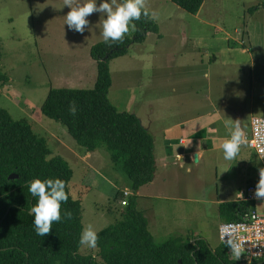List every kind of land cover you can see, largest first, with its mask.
<instances>
[{"label":"rangeland","instance_id":"obj_1","mask_svg":"<svg viewBox=\"0 0 264 264\" xmlns=\"http://www.w3.org/2000/svg\"><path fill=\"white\" fill-rule=\"evenodd\" d=\"M77 2L79 0H0V73L9 80L7 84L0 81V106L14 120L28 121L34 133L46 140L51 151L49 159L60 157L68 163L74 172L72 196L83 206L84 228L92 225L99 233L122 219L126 204L116 200L117 192L126 187L133 192L123 163H114L105 147L88 157L89 153L77 144L66 127L42 112L51 90L91 89L95 84L97 64L92 59L91 48L104 41L103 16L91 14L87 18L90 24L82 34L69 29L65 17L71 9L65 4L75 6ZM120 2L117 0V4ZM263 3L264 0H206L197 16L209 24H202L196 16L170 0H147L150 10L158 13L155 20L163 40L157 52L152 45L158 41V34H150L144 47L132 49L130 56L112 60L110 102L120 112L138 114L145 123L149 121L151 103L156 104L158 113H164L165 108H161L163 105L158 104V99L174 98L173 85H167L166 78L171 77L175 83L182 77L180 56L186 51L182 44L185 36L190 39L187 50L194 47V42L208 48L218 45L219 41L235 40V53L247 61L242 45H248L249 41L243 29H250L253 51L259 58L254 70L261 69L264 67V8L260 5ZM251 9L255 11L250 13ZM135 30L130 29L126 35L133 38ZM248 48L243 50L247 52ZM232 71L228 67L224 70L226 88L235 92L239 84L250 83L249 70L240 73L234 68ZM261 75L264 78V72ZM261 80L253 89L252 86L248 89L255 91V100L259 101V108L264 109V79ZM223 81L215 79L214 85ZM258 167L264 168L262 164ZM191 169L189 174L185 170L181 181L183 190L177 199L163 201L162 207L157 201L155 211L150 212V196L145 186L138 196L137 207L144 213L157 244L167 241L165 233L175 228L179 232L186 229L216 249L221 245L219 229L225 223L220 207L234 199L225 192L217 196L213 166L204 169L193 165ZM200 177L202 181L197 182ZM224 184L221 181L220 187ZM79 254L98 258V249L81 247Z\"/></svg>","mask_w":264,"mask_h":264},{"label":"trees","instance_id":"obj_2","mask_svg":"<svg viewBox=\"0 0 264 264\" xmlns=\"http://www.w3.org/2000/svg\"><path fill=\"white\" fill-rule=\"evenodd\" d=\"M170 1L193 15L199 14L206 2ZM260 6L264 8V3ZM133 23V38L125 35L121 41H102L91 48L97 64L93 88L51 90L42 107L43 114L66 127L87 153L105 147L114 163H123L134 193L126 197L122 191L117 192L116 200L126 202L122 219L98 233V258L80 255L83 206L72 196L73 170L60 157L49 159L46 140L34 133L28 121L14 120L0 106V264H248L246 259L237 261L228 246L221 244L213 249L194 234L157 244L144 213L137 207L140 189L156 177V140L138 116L120 112L110 102V64L126 56L132 46L144 44L150 34L159 35L160 28L156 20L143 16ZM2 80L5 84L9 81L0 73ZM72 102L77 105L74 116L69 111ZM12 175L17 177L12 179ZM56 178L66 182L69 198L62 204L61 222L53 223L49 234L38 236L30 214L38 198L30 194L28 184L35 179ZM253 207L238 200L222 204L220 214L225 223L238 222L241 214ZM65 210L71 212V219L63 218ZM251 264H264V259Z\"/></svg>","mask_w":264,"mask_h":264},{"label":"crops","instance_id":"obj_3","mask_svg":"<svg viewBox=\"0 0 264 264\" xmlns=\"http://www.w3.org/2000/svg\"><path fill=\"white\" fill-rule=\"evenodd\" d=\"M194 16L200 20V23L209 24L197 15ZM249 30L243 29L249 41V46L242 45L244 47L242 54L248 56L247 61L235 53V47H233V44L237 43L235 40L219 41L222 43L217 42L218 45L208 48L194 42V47L187 50L190 39L186 38L185 34L182 44L187 52L184 51V54L180 56L183 60L182 77L175 80V83L171 81V77L166 78L169 80L167 85L170 87L173 85L171 88L174 98L168 101L165 98L158 99V104L163 105L161 108H165L164 113H158L156 104L151 103L147 123L139 117L143 126L156 140L157 172L154 181L147 185L150 212L155 211L157 201H159V207H162L163 201L177 199L181 195L184 186L181 185V181L186 174L185 170L187 174L192 173L193 165L194 167L202 166L204 169L213 166L217 196L225 192L228 197L234 199L224 203L241 200L242 197L239 195H242L248 186H256L258 183L257 169L261 162L253 150L244 146L235 160L226 161L221 148L222 142L230 137L237 123L244 129L245 135H248L251 131L252 119L260 116L264 118V109L259 108L260 103L255 100V91L248 89L250 86L253 89L258 81L264 79L261 75L264 67L254 70L255 66H258L259 58L253 51L252 35ZM157 36L158 41H155L152 47H156L154 50L158 52L163 38L160 35ZM145 44L132 46L129 53L132 49L139 50ZM245 47H249V51L245 52L243 50ZM129 53L128 56H130ZM226 67L231 72L234 68H238L240 73L249 70L250 83L239 84L235 92H232L231 88L225 87L227 83L223 81L227 79V74L224 72ZM215 79L223 82L214 85ZM175 103L178 104L177 107L173 106ZM133 114L139 116L136 113ZM94 155L95 152L89 153L88 157ZM202 179L200 177L197 182H201ZM221 181L225 183L223 188L220 187ZM143 188L140 189L138 196H141ZM120 191L130 192L127 187ZM130 193L133 194L134 191ZM150 232L153 235L151 226ZM190 234L186 229L179 232L175 228H170L165 233V239L187 237Z\"/></svg>","mask_w":264,"mask_h":264},{"label":"clouds","instance_id":"obj_4","mask_svg":"<svg viewBox=\"0 0 264 264\" xmlns=\"http://www.w3.org/2000/svg\"><path fill=\"white\" fill-rule=\"evenodd\" d=\"M65 5L71 9L65 17V24L69 29L81 34L90 24L87 18L93 13H101L102 36L105 43L121 41L130 29H135L133 21L140 20L142 16L152 20L158 18V13L150 10L147 0H121L119 4L117 0H79L75 6L71 3ZM69 111L73 116L76 115L75 102L70 103ZM245 142V131L237 123L230 137L221 144L224 159L235 160L240 155ZM258 171L259 181L256 184L255 196L259 199L264 198V168H259ZM28 190L34 198H38L30 212L34 217L36 235L45 236L52 230L53 223L61 222V207L69 198L66 182L59 178L35 179L28 184ZM71 216V212L64 211V219H71ZM226 235L230 237V234ZM98 239L97 230L92 225H88L80 234L79 244L85 248L95 249L98 246ZM226 243L233 257L237 261L240 260L244 254L243 245L232 238H228Z\"/></svg>","mask_w":264,"mask_h":264},{"label":"built area","instance_id":"obj_5","mask_svg":"<svg viewBox=\"0 0 264 264\" xmlns=\"http://www.w3.org/2000/svg\"><path fill=\"white\" fill-rule=\"evenodd\" d=\"M245 144L258 156L264 166V118L255 117L252 119L251 131L245 135ZM255 185H250L243 192L240 201L254 205L250 210L241 214L238 222L223 223L219 229L221 244L227 246L226 240L232 238L244 247V254L241 259L250 262L264 259V198H256ZM129 192H125L128 197ZM126 204V202H125ZM226 234H230L226 235Z\"/></svg>","mask_w":264,"mask_h":264},{"label":"water","instance_id":"obj_6","mask_svg":"<svg viewBox=\"0 0 264 264\" xmlns=\"http://www.w3.org/2000/svg\"><path fill=\"white\" fill-rule=\"evenodd\" d=\"M108 58H109V56L106 57V59H108ZM195 161H196V162L198 161V157H197V156L195 157ZM16 177H17V176H15V175H12V176H11L12 179H14V178H16ZM193 243H194V244H197V239L194 240ZM245 264H246V263H245Z\"/></svg>","mask_w":264,"mask_h":264}]
</instances>
